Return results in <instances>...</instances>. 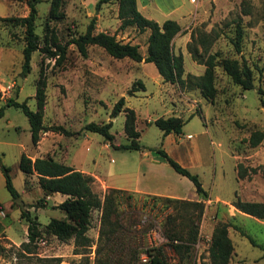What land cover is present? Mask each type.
Instances as JSON below:
<instances>
[{
  "label": "rangeland",
  "instance_id": "obj_1",
  "mask_svg": "<svg viewBox=\"0 0 264 264\" xmlns=\"http://www.w3.org/2000/svg\"><path fill=\"white\" fill-rule=\"evenodd\" d=\"M182 1L186 5L190 4L188 0ZM200 1L203 2L202 18L186 20L188 22L183 24V31L190 32L195 27L210 30L214 37L209 50H215L218 57L244 60L251 68V88L234 83L220 65H216L213 78L215 93L211 100L206 99L194 86L162 80L151 61H135L127 56L113 57L97 44H87L86 54L82 56L72 43H68L64 56L59 60L35 49L30 54L29 70L20 75L23 26L4 18H0V48L3 50L0 72H6L7 77L0 74V83H10V95L15 94L17 101L24 100L29 108L34 109L37 81L44 80L41 120L45 125L60 124L69 132L41 131L40 135L48 134L43 141L49 146L46 153L62 162H73L79 169H87L83 171L93 176L91 188L99 195L107 188L108 176L105 174L111 169L115 173L112 179L122 182L124 168L131 167L140 157L139 149L153 154L155 147L160 146L172 157H178L177 152L180 150H190L193 155L190 160L195 165L186 167L197 173L208 193L204 196L198 194L203 202L205 220L201 221V214L197 239L184 255L186 264H209L207 246L212 227L218 221L228 222V235L233 246L229 264H264V218L231 216L226 206L231 207L221 200L238 193L239 189L244 196L264 201V0ZM95 2L59 0L57 10L63 15L55 19L48 14L50 0H37L34 31L38 35V44L48 43L52 34L64 42L70 36L83 32L93 18V31L103 30L113 33L121 41L137 43L139 51L144 54L148 29H139L134 25L118 27L116 0L99 5ZM16 4L15 12L1 17L27 13L26 0H16ZM151 14L160 19L159 15ZM235 21L242 27L239 50H235L232 44ZM186 42L177 38L171 44L173 52L181 51L182 75L199 74L203 65L190 57ZM18 75L21 77L19 84L16 83ZM136 80L142 82L143 89L138 87ZM132 85L138 89L130 94ZM120 95L124 97V105L134 109V125L139 131L138 142L141 145L139 149H122L112 145L128 141L122 129L123 111L109 116L113 102ZM6 99L0 97V105ZM170 114L179 115L184 123L178 134L172 132L175 138L167 137L163 141L161 130L152 120ZM107 120H111V143L99 133L83 128V124L88 121L99 123ZM255 130L261 131L262 137L251 145L249 135ZM187 133L190 135L187 136ZM19 145L26 147V151L32 147L27 118L19 108L6 105L0 115L1 161L9 167L14 188L18 191L23 187V191L30 192L27 199L34 202L38 198L32 191L36 185L35 177L31 174L22 179V172L17 166ZM41 150L44 151V145ZM163 164L172 175L163 169L157 172L171 187L187 195L194 193L192 183L186 176L174 171L166 162ZM233 168L236 173L243 172L242 176L237 177L238 185ZM59 195L56 193L46 199V205L39 209L29 208L31 216L34 215L39 222L40 230L35 243L29 245L31 252L25 251L20 245L27 237L26 221L20 214L18 202L11 200L9 207L0 210V262L73 264L82 255L92 261L99 209L90 211V226L86 234L91 244L83 247V252L73 253L72 238L62 241L44 230V223L50 217L63 215V211L54 205ZM9 196L0 171V201L3 205ZM18 198L24 202L20 194ZM118 208L124 230L117 231L111 241L112 260L125 264L129 247L136 246L141 250L144 246L160 245L166 259L172 264L177 262L179 255L171 249L164 235V228L171 224L166 214L173 212L172 204H166L150 194L125 190ZM7 234L17 243H10ZM245 234L256 243L252 244ZM142 253H138L139 259Z\"/></svg>",
  "mask_w": 264,
  "mask_h": 264
},
{
  "label": "trees",
  "instance_id": "obj_2",
  "mask_svg": "<svg viewBox=\"0 0 264 264\" xmlns=\"http://www.w3.org/2000/svg\"><path fill=\"white\" fill-rule=\"evenodd\" d=\"M37 0H26L28 6L27 13L20 16L1 17L10 19L17 24L23 26L24 43L21 48L20 75H24L30 68V54L33 50L38 49L46 53L49 57H55L59 60L64 56L66 45L72 43L76 50L84 56L86 54L87 44H97L101 46L108 54L113 57L127 56L135 61H151L161 79L170 83L177 82L194 86L198 88L201 95L206 99H212L215 93L213 85L214 67L220 65L222 70L230 77V79L239 84L243 88L252 87L251 68L244 60H238L234 57L220 56L217 52L210 51L209 46L213 40L210 30H203L195 27L189 32V40L186 42L187 51L190 57L196 62L203 65V70L199 74L183 73V60L180 52L174 53L171 46L172 37L180 30L178 22L172 18H164L158 22L152 18L144 16L135 5V0H116V15L119 19L118 27L123 28L127 25H134L139 29H148L146 36L145 53L141 54L137 43L129 41H121L117 39L113 33L103 30L93 31L94 20L91 18L86 24L85 30L74 36H70L66 41L61 42L52 34V36L42 45L38 44V35L34 31V19L36 16L35 2ZM109 0H96L95 4ZM59 0H50L48 14L50 18L62 17V12L57 10ZM234 37L232 44L235 50L240 49V40L242 37V27L238 21L234 24ZM138 87L143 89L140 80H136ZM44 80L39 79L35 88V104L36 108L31 109L24 100L17 101L11 95L7 97L5 102L0 105V115L3 107L12 105L21 110L26 116L28 122L30 142L35 145L39 139L40 132L50 129L63 134L69 133L60 124L45 125L41 120V108L43 105ZM129 90H137L132 87ZM119 111H123L122 129L128 141L118 144H112L113 147L122 149H139L141 145L138 142L139 131L135 128L134 109L124 105V97L120 95L112 104L109 116H115ZM152 122L161 130L162 135L167 132L179 133L184 122L183 118L178 115L157 116ZM111 120L104 122L88 121L83 124V128L89 131L99 133L105 141L111 143L113 134L109 128ZM262 137L259 130L253 131L249 135L251 145L256 144ZM157 158L166 162L177 173L186 176L192 183L194 191L197 194L205 195L206 191L202 187L197 173L190 171L187 167L181 165L173 157H171L162 147H155ZM17 166L23 173L24 177L34 174L36 184L40 187L43 195L58 192L64 194L55 207L63 211L60 217H50L44 223V230L54 235L59 240L72 238L73 253L83 252V247L91 244V239L86 234V230L90 226V211L93 208L99 209V224L97 230V238L93 250V259L90 262L86 255H82L80 259L73 264H122L111 259L110 250L112 249L111 241L115 237V233L124 230V224L120 220V211L118 203L125 192L124 189L107 187L104 192L99 195L91 188L93 176L89 173L82 172L74 168L70 164L55 159L50 155L34 156L31 158L24 152L18 155ZM0 171L3 176V183L8 191L11 200L19 196L18 191L14 188L9 167L2 163L0 157ZM238 171V169H237ZM238 176H242L243 172L238 171ZM156 199H160L166 204H172L173 212L166 214V218L171 223L164 228V235L168 239L171 249L179 255V259L174 264H186L184 255L190 250L191 245L196 241L198 235V221L202 214L203 202L201 200H189L170 196L150 195ZM44 196L36 198L32 205H43ZM231 204L252 216L264 218V201L246 200L238 196L231 199ZM19 205V204H18ZM29 206L26 204L24 209L20 208V214L26 223V240L20 242V245L27 252H31L30 244H34L39 236V222L35 216L30 214ZM1 207V205H0ZM171 219V222H170ZM177 219V221H175ZM227 221H218L212 227L210 238L207 246V254L209 264H229V258L232 252L231 239L227 232ZM252 244L256 242L249 235L245 234ZM105 248L103 251L102 248ZM129 257L125 264H172L163 252L160 245L144 246L141 250L136 246L128 248ZM146 256L145 260L138 257V253ZM59 260V258H52ZM185 261V262H183Z\"/></svg>",
  "mask_w": 264,
  "mask_h": 264
},
{
  "label": "crops",
  "instance_id": "obj_3",
  "mask_svg": "<svg viewBox=\"0 0 264 264\" xmlns=\"http://www.w3.org/2000/svg\"><path fill=\"white\" fill-rule=\"evenodd\" d=\"M188 2L190 4L186 5L185 3H183L182 0H135V5H136V8L142 14H144V15L148 16L149 18H152L158 22H161L164 18H172L178 22V24L180 25V30L172 37V40H171V44H172V41L174 39L178 38L179 41L183 39L184 42H186V40L189 38V31L188 30L183 31L184 29L182 27L184 23L188 22L186 20L202 18L201 17V9L203 6V4H202L203 2H201L200 0H188ZM16 5H17L16 0H0V16L15 12ZM148 12L159 15L160 19H158L157 16L152 15L151 13H148ZM147 34H148V32H147ZM2 51H3L2 48H0V58L2 57ZM174 53H177V52H174ZM0 74L2 75V77H7L6 72H0ZM173 115H176V114H173ZM173 133H172V131L165 133L163 135V141L167 137H168V139L173 138L174 137ZM174 134H178V133H174ZM47 135H48L47 133L40 135L39 139L35 145H32L30 142V144H31L30 147L32 146L30 148V151H26V149H25L26 147L24 148L23 145H19V149H18L17 154L19 155L20 152H24L25 154H27L31 158H33L34 156H42V155L52 156L51 154L46 153L47 150L49 149V146H46L43 143V141L47 139V137H48ZM189 135H190V133H187V136H189ZM42 145H44V151L43 152H41L42 151L41 150ZM139 150L141 152L140 157L133 162L131 167L124 168V170H123L124 171L123 172L124 180L122 182H116V181H114L115 179H112V176L115 175V173L113 174L111 169L108 172V174H105L106 177L108 176V178H106V183H107L106 186L107 187L109 186V187L122 188L125 190H130L133 192H140V193H145V194H150V195L153 194V195L170 196V197H176V198H186L189 200H191V199L192 200H200V197L198 196V194L195 191H194V193L188 194V195L184 194V193H180L175 188L171 187L169 185V183H167L165 181V179L162 178L158 174L157 171L159 169H161V170L163 169L168 174H171V171H169V168L165 164H163L164 161L157 158L156 151L153 154H150V152L144 151L142 149H139ZM167 153H168V151H167ZM177 155H178V157L173 156V158L177 162H179L181 165H183L185 167L188 166L189 168L191 166L195 165L193 160H190L193 157L190 150H187V149H183V151L180 150L177 152ZM67 164H70L74 168L79 169V167H76L73 162L67 163ZM79 170L84 172L83 170H87V169L80 168ZM233 170H234V178L236 179L237 185H238V180H237L238 175H237L236 170L234 168H233ZM32 175H33V177H35L34 174H32ZM23 176L24 175L22 173V179H23ZM178 178H180V177H178ZM23 190H24V188L22 187L21 190H18V193L20 194V197H22V199L24 200V202H23L24 205H25V203L31 204V206H29V208H32L33 210L34 209L36 210L37 208L39 209V208L43 207L44 205H46V199H48L49 197L54 196V195H56V193H58V192H53L51 194L43 195L42 190L36 184L32 191L36 195V197H38V198L41 196H44V200L42 201L43 205L35 206V205H32L35 201L32 202L29 198L27 199V197H30V195H29L30 192L23 191ZM64 196H65L64 194L60 193L59 198H58V202L61 199H63ZM234 196H238L241 199L254 200L250 197L244 196V194H242L239 189H238V193H234L232 196H229L227 198H221V196H219V198H221V200H224L231 207V208H229L228 206H226V209L230 210V212H231L230 215L231 216H237V217L247 215L249 217H253V218L257 219V217L252 216L248 213H245V212L235 208L230 202ZM10 202H11L10 196H9V198L6 199L5 205H3V202L0 201V205H1L0 210L3 211V210H5L6 207H9ZM58 202H55L54 205L57 204ZM204 214L205 213L203 212V214L201 216L202 222L205 220ZM1 230H3V229H1ZM227 232H228V230H227ZM6 237H7V239H9L10 243H17L11 237H9L8 234L6 235ZM0 264H5V263H3L1 261Z\"/></svg>",
  "mask_w": 264,
  "mask_h": 264
},
{
  "label": "built area",
  "instance_id": "obj_4",
  "mask_svg": "<svg viewBox=\"0 0 264 264\" xmlns=\"http://www.w3.org/2000/svg\"><path fill=\"white\" fill-rule=\"evenodd\" d=\"M10 91H11V84L6 83V84H1L0 83V97H8L10 96ZM140 259L143 261L146 259L145 255H142Z\"/></svg>",
  "mask_w": 264,
  "mask_h": 264
},
{
  "label": "water",
  "instance_id": "obj_5",
  "mask_svg": "<svg viewBox=\"0 0 264 264\" xmlns=\"http://www.w3.org/2000/svg\"><path fill=\"white\" fill-rule=\"evenodd\" d=\"M20 79H21V77H20V75H18L17 78H16V83L17 84L20 83ZM11 96L14 97L15 94H12ZM15 201L18 202V204H19V206H20L21 209H24L25 208V205H24L23 201L20 198L16 197L15 198Z\"/></svg>",
  "mask_w": 264,
  "mask_h": 264
}]
</instances>
